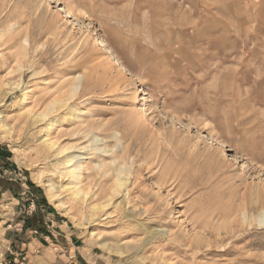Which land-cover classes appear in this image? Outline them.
I'll return each mask as SVG.
<instances>
[{
	"label": "rangeland",
	"instance_id": "1",
	"mask_svg": "<svg viewBox=\"0 0 264 264\" xmlns=\"http://www.w3.org/2000/svg\"><path fill=\"white\" fill-rule=\"evenodd\" d=\"M60 1L0 0V264H264V0Z\"/></svg>",
	"mask_w": 264,
	"mask_h": 264
},
{
	"label": "bare ground",
	"instance_id": "2",
	"mask_svg": "<svg viewBox=\"0 0 264 264\" xmlns=\"http://www.w3.org/2000/svg\"><path fill=\"white\" fill-rule=\"evenodd\" d=\"M56 2L59 3V4H61V1L60 0H56ZM64 6H65V8H63L60 5H58L57 6V9L64 11V13L66 14V17H72L73 16L74 21L79 24L78 18L75 15V13H73L72 8L70 6H68V5H65V4H64ZM99 45H102L101 41L99 42ZM18 85H19V83H16V82H12L10 84V86H12L11 88H17ZM5 86H8V85H5ZM78 86H79V83H77L75 85V88L74 89H77ZM24 99H25V94H24V97H23L22 100H24ZM53 104L54 103H50L49 105H51L52 108H53V107H55V105L53 106ZM61 105H64V104H61ZM45 108H47V109L50 108V111H51V107L50 106L49 107H45ZM32 112H35V111L28 110V111H26V114H28V118H29V116L31 117L30 118L31 119V122H32L31 124H34L35 125V124H38V122H42V121L44 122L49 111L48 110L46 111V109H45L44 111L41 110V112L38 111L39 113H36V114L35 113H32ZM74 115H75V112H74V110L71 109L69 111V116H68L69 119H71L72 117H74ZM1 118L2 117L0 116V131H1V129L4 128L5 134H6L9 131L10 128L7 125V123L3 124L4 121H2ZM44 125L45 126H44V130H43V139H42L41 145L44 147L43 149L45 151L53 150V152L56 155H61L64 152H66L67 150L70 149L69 146L68 147L67 146H59L57 144L56 140H54V137H55L54 136V133H55V129H56V120L55 119H48L47 121H45V124ZM81 148H85V147H81ZM82 159H83V153L80 152L79 154L74 155V156H64L63 161H62V164H64V165L67 164V167L71 168L69 170V174H70V177H71V180H70L69 183L72 185V187L69 190L71 191V197H72L73 200L82 199L81 197H84L85 195H87V191H83V189H81L80 187H78L77 186V182H76L80 178V176L82 175V173L84 171V168H85L84 165L81 163V160ZM115 159L116 158L113 157V160H115ZM120 171L123 172L121 169L119 171H117V174H116L117 175V179L115 180V185H114L113 190H112L113 193L117 192L118 189H120L126 183L125 181L121 180V178L119 177ZM33 178L37 182H39V183H44L43 184V187L45 189V192H46L47 197L51 201L57 202L55 204L57 207H61L62 206V208H65V206H64L65 204L62 201L61 202L58 201V199H60V198L56 194V192H55V190L53 188V183L52 182H49L47 180L44 181L42 179V176L40 174H38L36 177H33ZM109 202H110V197L108 199H106L104 202H102L101 204H99L98 207H100V208L103 209V208H105L106 206L109 205ZM96 208H97L96 206H93V209H96ZM260 216H262V215L260 214ZM120 251L121 250H116V252H118V253H120Z\"/></svg>",
	"mask_w": 264,
	"mask_h": 264
},
{
	"label": "crops",
	"instance_id": "3",
	"mask_svg": "<svg viewBox=\"0 0 264 264\" xmlns=\"http://www.w3.org/2000/svg\"><path fill=\"white\" fill-rule=\"evenodd\" d=\"M28 192L30 193V190H28ZM32 195V194H31ZM36 200V199H35ZM38 203V202H37ZM40 206V205H39ZM40 208V207H39ZM40 210V209H39ZM25 218L27 219V216H25ZM22 219H23V216H21V220H20V223H22ZM41 224V225H40ZM43 225H44V222H42V221H38V223H34L33 225H32V227H34L35 226V229H38V231L39 232H43V229L42 228H44L43 227ZM39 226V227H38Z\"/></svg>",
	"mask_w": 264,
	"mask_h": 264
}]
</instances>
